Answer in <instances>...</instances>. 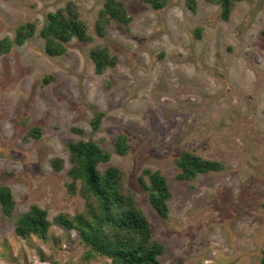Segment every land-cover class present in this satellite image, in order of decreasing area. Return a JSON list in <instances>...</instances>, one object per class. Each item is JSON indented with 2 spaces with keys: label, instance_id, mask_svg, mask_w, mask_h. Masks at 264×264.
<instances>
[{
  "label": "rangeland",
  "instance_id": "374dc122",
  "mask_svg": "<svg viewBox=\"0 0 264 264\" xmlns=\"http://www.w3.org/2000/svg\"><path fill=\"white\" fill-rule=\"evenodd\" d=\"M131 16L112 21L103 36L96 21L105 0H0V40L20 25L35 35L0 56V186L11 188L15 209L0 206V264H115L87 259L74 232L52 225L46 239L16 234L15 221L36 204L51 221L84 210L68 191L70 142L92 138L111 153L145 213L165 264H262L264 255V0L221 8L170 0L154 9L121 0ZM74 3L91 41L72 39L51 56L40 31L48 14ZM107 47L114 66L97 73L91 51ZM96 112H103L97 130ZM34 127L37 135L29 134ZM75 130H82L79 133ZM130 149L121 155L117 137ZM190 152L219 161L220 171L180 180L176 159ZM55 159L64 161L56 170ZM159 170L171 191L168 218L150 204L138 177ZM80 186V184H79Z\"/></svg>",
  "mask_w": 264,
  "mask_h": 264
},
{
  "label": "trees",
  "instance_id": "16d2710c",
  "mask_svg": "<svg viewBox=\"0 0 264 264\" xmlns=\"http://www.w3.org/2000/svg\"><path fill=\"white\" fill-rule=\"evenodd\" d=\"M142 1L159 10L170 0ZM207 1L220 6L222 17L228 19L236 3L243 0ZM187 4L196 11V0H187ZM112 21L123 24L131 22V16L121 0H105L95 25L97 33L103 36ZM35 32L34 23L20 25L13 39L0 40V56L8 53L15 43L23 45ZM39 34L45 40L47 54L51 56L65 54L67 43L74 38L92 40L74 3L50 12ZM91 57L97 73H103L117 62V57L112 56L107 47L94 48ZM103 117V112L94 114L91 122L94 130L99 128ZM75 131L83 133L82 130ZM35 133L40 134L41 129L34 127L29 132L33 136ZM68 148L71 163L68 175L71 181L67 188L70 193H77L84 199V210L73 215L60 213L50 221L48 211L33 204L16 219V234L23 238L35 235L46 239L52 225H56L66 232L74 231L79 236L87 248V259L101 256L115 264H165L160 260L163 245L153 239L145 213L137 206L134 193L125 185L123 171L114 166H109L104 171L99 169L101 163L110 160L111 153L92 138L70 142ZM115 148L121 155L128 152L130 146L125 135L117 137ZM52 163L58 171L64 165L62 159H55ZM176 164L180 168V173L177 174L180 180H192L200 173L223 169L221 162L206 160L190 152L181 153ZM138 182L147 193L153 208L163 219H167L171 191L166 177L159 170L144 169ZM0 206L7 216L12 215L16 206L11 188L5 185L0 186Z\"/></svg>",
  "mask_w": 264,
  "mask_h": 264
}]
</instances>
